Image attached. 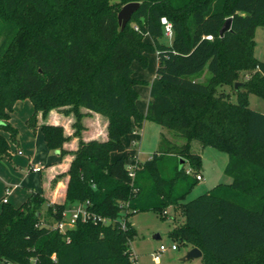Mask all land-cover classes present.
I'll return each mask as SVG.
<instances>
[{
	"label": "trees",
	"instance_id": "trees-1",
	"mask_svg": "<svg viewBox=\"0 0 264 264\" xmlns=\"http://www.w3.org/2000/svg\"><path fill=\"white\" fill-rule=\"evenodd\" d=\"M130 1L139 6L121 28L118 10ZM162 16L172 25L170 42L162 40ZM227 17L231 26L220 36ZM259 24L264 0H0V159L10 158V140L17 142L9 119L23 98L34 107L26 119L32 131L40 128L50 151L72 155L63 201L32 192L18 206L2 203L0 264H135L129 218L152 210L164 218L168 206L183 217L170 236L201 249L200 264H264V111L248 101L249 93L264 99V61L253 54ZM152 52L158 63L143 114L134 85L147 83L133 76L131 63L146 67ZM205 67L211 74L200 82ZM226 84L234 100L220 90ZM55 109L73 117L70 135L60 123L39 125V112L45 119ZM90 111L107 118L103 141L82 137ZM145 120L184 142L165 138L137 161L131 179L126 158L110 155L123 151V135ZM71 137L77 145L69 151L64 144ZM193 140L227 153L224 172L232 180L184 201L201 167ZM87 200L103 217L123 216L125 228L80 220L65 232L54 227L65 209Z\"/></svg>",
	"mask_w": 264,
	"mask_h": 264
},
{
	"label": "rangeland",
	"instance_id": "rangeland-1",
	"mask_svg": "<svg viewBox=\"0 0 264 264\" xmlns=\"http://www.w3.org/2000/svg\"><path fill=\"white\" fill-rule=\"evenodd\" d=\"M253 38L255 40L253 54H255V57H257L259 60L264 61L263 24L256 26ZM162 40L170 42V38L167 36L163 37ZM149 56L150 61L145 69L140 67V65L139 67H137L135 64L133 65L132 72L134 75L140 76V69H143L146 76L150 75L149 73L154 70V58L151 55ZM210 74V71H208L207 67H205L203 72L196 76V80L205 82L210 77ZM249 74L250 73L247 71L242 72L240 77L237 78V81L241 83L242 80L249 76ZM146 76L143 77H149ZM136 88L139 92L138 104L140 107H142L147 98L145 97L146 87L144 83H139L136 85ZM220 90L224 92H231V98L233 100L235 99V95L232 93V85H222ZM248 101L249 106L252 109L261 112L264 111V99L259 95L257 96L253 93H249ZM12 108L13 110L10 113L9 120L11 124H13L17 129V142L10 140V158L3 157L0 159V199L3 195H5L4 184H7L9 187H13L11 191L13 196L23 191V187L20 186L19 182L21 177L26 174V172H32V170L28 169V157L31 156L30 158L33 159L35 155L33 154L34 143H32L31 139V136H33L34 132L26 123V119L33 114L34 107H32V103L29 98H23V100L16 101ZM27 114L29 116H27ZM62 114L64 113L62 112ZM86 117H88V124H90L91 134H93V136H95L96 139H99L100 141L106 139L107 118L103 114L93 111H90ZM137 135H139V138H137V142L134 144V146H132V148L136 151H139L138 155L142 161L149 158L150 155L157 151V149L164 143L167 144L165 138L178 145H181V143L184 142L183 137L179 138L173 131L167 129L166 127L164 128L152 120H145L142 128L138 130ZM191 149L193 152H198L201 154V167L197 172L202 174V179H198V182L186 195L184 201L197 197L198 194L212 189L218 183H229L232 180L230 176H227L224 172V168L228 161L227 153L214 146L202 147L198 140H193L191 142ZM28 153L31 155L29 156ZM173 162L171 160L169 165H171ZM189 175V179L194 178V173ZM14 183H17L18 186L15 187ZM12 195H7V197L10 199ZM11 200L9 201L13 202V205L17 204L16 202L18 199H14V201ZM1 203L2 202L0 201V206ZM72 206L68 208H71ZM44 211L45 206H42V215ZM165 213L166 216L162 218L153 210L137 211L129 218L136 229V235L129 242V245H131L132 258L135 260V264H200L201 260L196 258H191L185 261L179 259L187 250L188 244L175 241L170 236L169 232L172 227L182 222L181 212L179 210H173L172 206H168L165 210ZM171 243H176L178 248L171 249ZM160 244L166 245L167 249L161 252V254L157 255L156 251L158 250ZM32 261L33 259H31V262ZM5 264L12 263L7 262Z\"/></svg>",
	"mask_w": 264,
	"mask_h": 264
},
{
	"label": "crops",
	"instance_id": "crops-1",
	"mask_svg": "<svg viewBox=\"0 0 264 264\" xmlns=\"http://www.w3.org/2000/svg\"><path fill=\"white\" fill-rule=\"evenodd\" d=\"M145 41H150L149 36L146 34V36L144 37ZM151 55L154 60H153V66H154V70L151 71V73H149L150 75H145L143 69H140V76H136L133 73V76L136 77L139 80L145 81L147 84H144L146 87V101L143 103V106L140 107L138 104V98L136 101V104L139 108V110L144 114L146 112V108H147V101H148V97H149V83L151 82V80L155 77L156 72V66L158 63V57H157V53L156 52H152V53H147L146 57H147V65L149 64L150 61V56ZM136 65L137 67H142V68H146L143 67L137 60H133L131 63V70L133 65ZM146 65V66H147ZM148 77V78H144V77ZM136 85H134V88H136ZM138 91V89H137ZM139 95V92H138ZM28 110V109H27ZM29 111V110H28ZM27 112V111H26ZM29 114V113H28ZM27 114V116H29ZM72 116H66L64 114H62L61 111H59L58 109L55 110H51L49 112V114L47 115V117L45 119H43L41 117V113L39 112L38 114V123L40 125L41 122L45 121V122H50V123H60L63 125L65 133L70 135L72 132V126H71V121H72ZM12 119V118H11ZM84 124H85V129L82 131V137L87 140L90 138H96L95 136H93V134H91V129H90V124H88V117H84L83 119ZM144 123V122H143ZM142 128V127H141ZM140 129V128H139ZM139 129H135L132 133L129 134H125L122 137L123 143H124V150L123 151H119V152H111V160L117 159L119 158V156H123L126 158V162H136V161H142L139 158L138 152L135 149L132 148V146H134V144L137 142V138H139L137 135L138 130ZM95 135V133H94ZM32 139V143L34 146V158H30L31 154H29L30 157L28 160V169L32 170V172H26V174H24L21 179H20V186L23 187V191L19 192L18 194H16L15 196H13L11 193L13 187L12 186H7V184H4L5 187V195H3L0 199V201L3 203V198H5V202L8 203H13L10 202L14 201V199H18L17 200V204L14 205H20L21 203L25 202L26 198L32 193V192H38L41 195H44V197L46 198V201H48L49 203H54V202H58V201H63L64 196H65V191H66V182L68 180V176L66 175V171L68 170V166L69 163L72 159V155L71 153L64 155L63 157H61V155L58 153V150L56 151H50L47 148L46 142L42 136V132L40 130V128L38 127L35 132L33 133V136H31ZM77 145V137H71V139L66 142L64 144V148L68 149L69 151H72L73 149L76 148ZM14 148V147H12ZM132 154V158H129L128 155ZM7 158V157H6ZM35 167H39V171L38 170H34L33 168ZM61 173L62 175L57 179V181L55 183H52V179H54V177ZM201 174V173H200ZM202 179V174H201V178ZM14 186L17 187V183H14ZM206 187V186H205ZM12 195L11 198L9 199V197H7V195ZM14 198V199H13ZM1 203V206H2ZM0 206V209H1ZM45 206V205H44ZM181 220L183 221V217L181 218ZM132 226L134 227L132 221L130 220ZM192 246L188 245L187 249L190 248ZM178 248V247H177ZM180 259V258H179ZM201 260V258H196Z\"/></svg>",
	"mask_w": 264,
	"mask_h": 264
},
{
	"label": "built area",
	"instance_id": "built-area-1",
	"mask_svg": "<svg viewBox=\"0 0 264 264\" xmlns=\"http://www.w3.org/2000/svg\"><path fill=\"white\" fill-rule=\"evenodd\" d=\"M161 24L164 25L165 28V34L167 37L172 36V25L168 21V19L165 16H162L161 19ZM212 36L209 34L206 36L207 39L211 38ZM137 164L136 162H126V167L129 170V176L131 179L134 178L135 176V166ZM34 170L39 171V167L33 168ZM187 173H191V169L189 167L186 168ZM195 178L198 180L201 178V174L198 173L195 175ZM5 198H3V202H5ZM90 204L91 202L89 200L85 202H76L71 208H67L62 212V219H59L56 223H54V227L58 231L65 232L66 229L74 227L76 222L78 220L80 221H92L93 223H110V224H118L120 227L125 228L126 226V220L123 218V216L116 218V219H111L107 216L103 217L93 210L90 209ZM177 244L176 243H171L170 248L171 249H177ZM167 249V246L164 244H160L158 250L156 251V254L159 255L161 252Z\"/></svg>",
	"mask_w": 264,
	"mask_h": 264
},
{
	"label": "water",
	"instance_id": "water-1",
	"mask_svg": "<svg viewBox=\"0 0 264 264\" xmlns=\"http://www.w3.org/2000/svg\"><path fill=\"white\" fill-rule=\"evenodd\" d=\"M138 6H139L138 1H130V2L125 3L121 6V8L118 10L119 12L117 14L118 23H119L121 28L125 27L126 23L130 20L132 13L134 11H136ZM230 21H231V17H227L224 20V25L220 29V32H219L220 36H222L224 34V32L230 28V26H231ZM239 84H241V83L240 82L234 83L235 87H238ZM182 163H183V159H180L179 164H182ZM201 254H202L201 249L193 246V247L188 248L184 252V254L180 257V259L185 261V260H189L191 258H200Z\"/></svg>",
	"mask_w": 264,
	"mask_h": 264
}]
</instances>
